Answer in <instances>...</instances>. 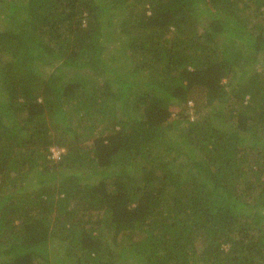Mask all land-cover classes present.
<instances>
[{
	"label": "trees",
	"instance_id": "obj_1",
	"mask_svg": "<svg viewBox=\"0 0 264 264\" xmlns=\"http://www.w3.org/2000/svg\"><path fill=\"white\" fill-rule=\"evenodd\" d=\"M0 264H264V0H0Z\"/></svg>",
	"mask_w": 264,
	"mask_h": 264
},
{
	"label": "rangeland",
	"instance_id": "obj_2",
	"mask_svg": "<svg viewBox=\"0 0 264 264\" xmlns=\"http://www.w3.org/2000/svg\"><path fill=\"white\" fill-rule=\"evenodd\" d=\"M3 23H4V22H3ZM122 52H123V49H122V51L119 49L118 51H116V53L113 52L112 54H115L114 56H116V59H118V58H120V57L123 56ZM258 69H259V71H260V68H258ZM67 71H68V70H67ZM73 71H76V69H72L71 71H69V74H70L71 76L74 75V73H75V72H73ZM70 75H69V76H70ZM206 111H207V112H210V111H213V109H211V108H207ZM52 151H53V155H54V156H57L58 153H59V151H61V150L55 147Z\"/></svg>",
	"mask_w": 264,
	"mask_h": 264
}]
</instances>
